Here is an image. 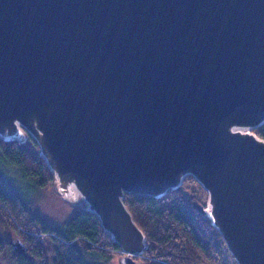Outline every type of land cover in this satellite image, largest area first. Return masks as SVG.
<instances>
[{"label":"water","instance_id":"1","mask_svg":"<svg viewBox=\"0 0 264 264\" xmlns=\"http://www.w3.org/2000/svg\"><path fill=\"white\" fill-rule=\"evenodd\" d=\"M263 123L264 0H0V139L35 140L120 264L147 249L125 193L187 176L235 262L264 264Z\"/></svg>","mask_w":264,"mask_h":264},{"label":"trees","instance_id":"2","mask_svg":"<svg viewBox=\"0 0 264 264\" xmlns=\"http://www.w3.org/2000/svg\"><path fill=\"white\" fill-rule=\"evenodd\" d=\"M254 131L264 138V123ZM3 165L15 167L23 184L8 179ZM52 181L32 137L0 139V264H110L119 247L82 204L71 205L61 222H49L36 211L37 194ZM189 183H196L192 176L158 198L125 193L124 203L147 240L146 251L134 256L142 264L225 261V243L198 210L205 201L187 191Z\"/></svg>","mask_w":264,"mask_h":264},{"label":"rangeland","instance_id":"3","mask_svg":"<svg viewBox=\"0 0 264 264\" xmlns=\"http://www.w3.org/2000/svg\"><path fill=\"white\" fill-rule=\"evenodd\" d=\"M3 166H4V171L6 173L5 175L8 179L15 180V181L20 182V184H23V182H21V180L18 178L17 170L15 167L8 166V165L7 166L3 165ZM199 187L201 186L197 181L194 184L189 183L187 191L191 192L192 194L197 193V195L206 202V197H207L206 191L201 187L205 192V195H204L200 191ZM71 205H81V203L71 204L65 201L64 199H62L59 196V194L56 192L54 188V183L52 181L51 184H49L42 190V192L37 194V200L35 202V209L47 221L61 222L70 213ZM118 254L121 255V252L117 253V255ZM136 260L141 261L140 259H136ZM224 260H225L224 262H219V264H236L233 256H231L230 253L228 252L225 254ZM110 264H120L119 257L118 256L114 257L112 262H110Z\"/></svg>","mask_w":264,"mask_h":264}]
</instances>
